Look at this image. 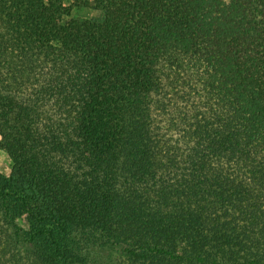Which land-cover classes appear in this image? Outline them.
Returning <instances> with one entry per match:
<instances>
[{"label":"trees","instance_id":"obj_1","mask_svg":"<svg viewBox=\"0 0 264 264\" xmlns=\"http://www.w3.org/2000/svg\"><path fill=\"white\" fill-rule=\"evenodd\" d=\"M83 5L0 0V264H264V0Z\"/></svg>","mask_w":264,"mask_h":264},{"label":"rangeland","instance_id":"obj_2","mask_svg":"<svg viewBox=\"0 0 264 264\" xmlns=\"http://www.w3.org/2000/svg\"><path fill=\"white\" fill-rule=\"evenodd\" d=\"M67 5H71L73 7V15L75 16H84L86 18H90L93 16L91 12L84 11V5L83 2L85 0H64ZM91 1V0H88ZM97 15V13H96ZM12 166V161L9 157V155L0 148V171L6 175L10 174Z\"/></svg>","mask_w":264,"mask_h":264}]
</instances>
